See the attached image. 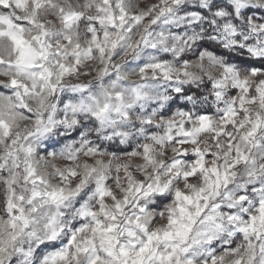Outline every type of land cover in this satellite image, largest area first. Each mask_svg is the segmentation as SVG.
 I'll list each match as a JSON object with an SVG mask.
<instances>
[{
    "label": "snow or ice",
    "instance_id": "6c2138e0",
    "mask_svg": "<svg viewBox=\"0 0 264 264\" xmlns=\"http://www.w3.org/2000/svg\"><path fill=\"white\" fill-rule=\"evenodd\" d=\"M0 264H264V0H0Z\"/></svg>",
    "mask_w": 264,
    "mask_h": 264
},
{
    "label": "rangeland",
    "instance_id": "374dc122",
    "mask_svg": "<svg viewBox=\"0 0 264 264\" xmlns=\"http://www.w3.org/2000/svg\"><path fill=\"white\" fill-rule=\"evenodd\" d=\"M145 2H151V0H141V6H143V4H144ZM58 163H62V162L58 161Z\"/></svg>",
    "mask_w": 264,
    "mask_h": 264
}]
</instances>
